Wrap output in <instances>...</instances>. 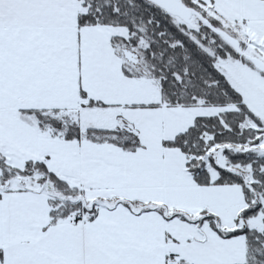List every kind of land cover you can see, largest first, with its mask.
Returning a JSON list of instances; mask_svg holds the SVG:
<instances>
[{
    "label": "snow or ice",
    "instance_id": "obj_1",
    "mask_svg": "<svg viewBox=\"0 0 264 264\" xmlns=\"http://www.w3.org/2000/svg\"><path fill=\"white\" fill-rule=\"evenodd\" d=\"M0 264H264V0H0Z\"/></svg>",
    "mask_w": 264,
    "mask_h": 264
}]
</instances>
